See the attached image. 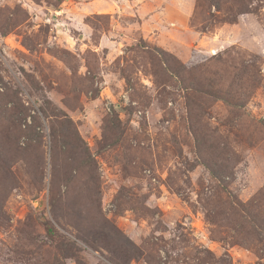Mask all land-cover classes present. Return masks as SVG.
<instances>
[{"label": "rangeland", "instance_id": "obj_1", "mask_svg": "<svg viewBox=\"0 0 264 264\" xmlns=\"http://www.w3.org/2000/svg\"><path fill=\"white\" fill-rule=\"evenodd\" d=\"M223 1L0 0V264H264V0Z\"/></svg>", "mask_w": 264, "mask_h": 264}, {"label": "trees", "instance_id": "obj_2", "mask_svg": "<svg viewBox=\"0 0 264 264\" xmlns=\"http://www.w3.org/2000/svg\"><path fill=\"white\" fill-rule=\"evenodd\" d=\"M208 2V4L210 5V7L212 8H218L219 4L221 2H224L223 0H206ZM250 67L248 66V68L244 65H242L240 67V69L236 72L235 74V85L237 83H239V86H242V78L243 76H245V78H247V80H251L252 74H251V70H249ZM237 92L235 91H231L229 93H227L226 97L227 98H220L221 100L227 101L228 104H230L232 107H240L241 106V102L238 101V97H237ZM218 99V98H216ZM58 121L56 120L54 121V124H51V133L50 136L52 138L51 143L55 140L56 137H60L58 131L56 130V125H58ZM62 124H64V126H67L65 124V121H60ZM69 127V126H68ZM57 135V136H56ZM63 197L60 195H57V197H51L50 198V208L52 211L57 210L58 207V201L60 199V197ZM236 206H238L242 211H247L248 213H250V211L246 208V205L243 204H236ZM260 227V224L258 223L257 227ZM44 229L46 231V235L48 237V239L50 240H55L56 236V232L53 229L52 226H50L47 222H45L44 224ZM262 232H264V228L262 230ZM92 244L94 243H99L98 241H106L107 240V236H105L104 234H102L100 231L95 232L92 236ZM86 241V240H85ZM61 249L62 253L65 255L67 254L68 256H65V258L69 257V258H73L75 257L74 252H72L73 248H59ZM105 249L108 253H110V258L113 264H128V262L132 259H135L138 257V249L137 248H103ZM54 261L52 264H61V262L57 261L56 258H54Z\"/></svg>", "mask_w": 264, "mask_h": 264}]
</instances>
